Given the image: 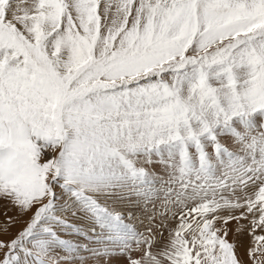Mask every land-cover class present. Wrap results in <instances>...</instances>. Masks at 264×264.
<instances>
[{"label":"snow or ice","instance_id":"1","mask_svg":"<svg viewBox=\"0 0 264 264\" xmlns=\"http://www.w3.org/2000/svg\"><path fill=\"white\" fill-rule=\"evenodd\" d=\"M0 208V264H264V0H0Z\"/></svg>","mask_w":264,"mask_h":264},{"label":"rangeland","instance_id":"2","mask_svg":"<svg viewBox=\"0 0 264 264\" xmlns=\"http://www.w3.org/2000/svg\"><path fill=\"white\" fill-rule=\"evenodd\" d=\"M2 213H3V208H0V220H3V219H4ZM9 214L11 215L12 213H9ZM17 227H18V226H17ZM15 230H16V229L13 228V231H15ZM229 239L231 240L232 237L230 236ZM241 239L243 240L244 245H247V244L249 243V238H248L246 235H245L244 237H242ZM238 252H239L241 255H243V254H244V248H243V247L238 248Z\"/></svg>","mask_w":264,"mask_h":264}]
</instances>
